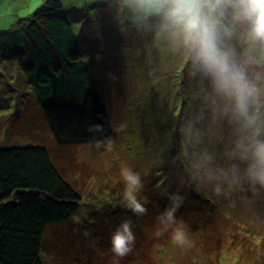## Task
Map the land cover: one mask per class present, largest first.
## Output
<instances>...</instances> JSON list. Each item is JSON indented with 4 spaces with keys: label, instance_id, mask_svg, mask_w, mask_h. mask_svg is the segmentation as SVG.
I'll return each mask as SVG.
<instances>
[{
    "label": "rangeland",
    "instance_id": "1",
    "mask_svg": "<svg viewBox=\"0 0 264 264\" xmlns=\"http://www.w3.org/2000/svg\"><path fill=\"white\" fill-rule=\"evenodd\" d=\"M61 2L81 52L79 62L91 74L111 125L126 124V129L113 132L116 148L111 153L90 151L88 144L61 148L55 143L12 52L14 44H27L31 23H42V18L36 21L33 15L43 0H0V44H8L0 48V149L46 147L63 178L81 196L80 212L88 213L83 223L99 225L92 235L81 229L84 225L74 228L67 221L49 228L44 237V263L59 264L60 250L68 245L69 260L64 264H75L78 258L76 264H113V256L102 257L103 246L96 245L108 229L105 225L131 217L133 224L141 220L138 223L145 226H141L145 240L120 264H264V204L255 209V216L239 203L230 208L227 202L186 183L178 161L175 172L170 170L173 162L169 159L170 169L161 171L160 153L171 145V126L179 127L184 110L195 103L194 82L181 71L179 58L155 41L151 32L138 28L127 10L118 7L119 0ZM123 163L145 174L141 195L148 201V215L144 217L132 216L120 204L123 187L118 170ZM162 189L185 197L176 216L188 225L190 248L175 246L168 233L152 236L155 217L168 203L160 195ZM149 228L154 229L149 233ZM73 229L80 233L69 231ZM52 240L60 248H53L54 258L45 254L51 251Z\"/></svg>",
    "mask_w": 264,
    "mask_h": 264
},
{
    "label": "clouds",
    "instance_id": "2",
    "mask_svg": "<svg viewBox=\"0 0 264 264\" xmlns=\"http://www.w3.org/2000/svg\"><path fill=\"white\" fill-rule=\"evenodd\" d=\"M118 7L176 55L194 82L195 103L184 110L179 140L170 138L178 145L172 162L183 166L185 182L255 216L264 204V0H119ZM109 128L119 134L126 124ZM87 131L107 129L93 124ZM115 148L112 135L88 141L99 154ZM144 175L127 163L118 170L120 204L137 218L148 215ZM160 195L168 203L155 217L152 236L168 233L175 246L192 247L188 225L176 216L185 197L167 189ZM81 215H73V223ZM136 240L132 218L123 219L110 235L113 264L133 253Z\"/></svg>",
    "mask_w": 264,
    "mask_h": 264
},
{
    "label": "trees",
    "instance_id": "3",
    "mask_svg": "<svg viewBox=\"0 0 264 264\" xmlns=\"http://www.w3.org/2000/svg\"><path fill=\"white\" fill-rule=\"evenodd\" d=\"M62 12L61 0H43L33 15L36 21L42 18V23H31L26 32L27 44H14L12 51L28 79L55 143L61 148L88 144L93 136L114 137L102 96L96 91L91 74L79 62L80 49ZM7 45L0 44V48ZM93 124H103L107 131L89 133L87 127ZM133 126L138 131V124ZM171 127L172 138L178 141V127ZM177 150L178 145L173 142L168 151L160 153L163 159L161 171L169 168L167 159L172 162ZM170 168L173 172L177 170L174 163ZM63 176L44 146L0 149V264H45L42 254L44 237L49 228L58 226L57 223L67 221L74 228L82 224L81 229L87 230L89 235L99 227L98 223H83L88 213L81 215L79 224L73 223V215L81 213V196ZM140 221L133 224L137 248L141 240H145L141 228L145 226L140 225ZM117 225L104 226L108 229L106 233L102 231L103 236L96 245L97 248L103 246L102 257L112 256L110 235ZM151 229L154 228H149V233ZM69 231L75 235L80 233L75 229ZM54 247L59 248V243L52 240L51 251L47 249L45 254L57 257ZM70 249L67 245L60 250L62 259L59 264L69 260Z\"/></svg>",
    "mask_w": 264,
    "mask_h": 264
}]
</instances>
